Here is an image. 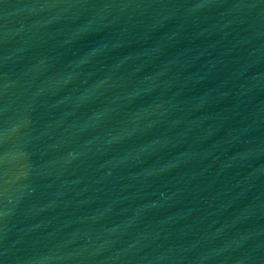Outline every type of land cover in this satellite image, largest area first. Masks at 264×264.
Instances as JSON below:
<instances>
[{
	"label": "water",
	"instance_id": "water-1",
	"mask_svg": "<svg viewBox=\"0 0 264 264\" xmlns=\"http://www.w3.org/2000/svg\"><path fill=\"white\" fill-rule=\"evenodd\" d=\"M0 264H264V0H52L0 60Z\"/></svg>",
	"mask_w": 264,
	"mask_h": 264
}]
</instances>
